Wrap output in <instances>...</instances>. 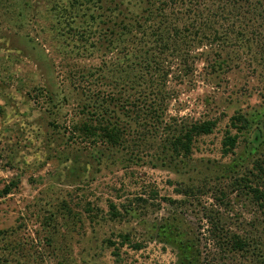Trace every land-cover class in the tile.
Here are the masks:
<instances>
[{
  "label": "rangeland",
  "instance_id": "obj_1",
  "mask_svg": "<svg viewBox=\"0 0 264 264\" xmlns=\"http://www.w3.org/2000/svg\"><path fill=\"white\" fill-rule=\"evenodd\" d=\"M255 3L244 4L249 14L223 13L205 23L204 16L198 18V27L214 25L217 31L210 35L208 29L209 41L192 52L190 67L171 50L153 51L180 76L169 74L175 95L168 114L217 122L213 134L196 139L187 163L176 158L166 165L160 142L143 149L135 163L126 152L95 147L77 135L73 126L81 120L82 97L64 74L84 62L97 66L101 57H78L80 44L68 27L44 17L28 19L22 32L35 43L19 36L15 22L0 20V192L12 186L11 194L0 195V264H177V247L160 233L166 224L204 243L209 214L218 213L233 231L264 227L244 184L264 191V2L256 12ZM178 17L196 25L194 15ZM51 80L62 92L52 90L58 94L54 107L45 91L40 95ZM238 114L256 122L226 156L223 141L228 131L237 133L231 121ZM232 170L236 175L230 177ZM111 206L123 217L114 219ZM121 235L130 243L122 244ZM109 240L116 245L110 247ZM137 244L141 250L133 248Z\"/></svg>",
  "mask_w": 264,
  "mask_h": 264
},
{
  "label": "trees",
  "instance_id": "obj_2",
  "mask_svg": "<svg viewBox=\"0 0 264 264\" xmlns=\"http://www.w3.org/2000/svg\"><path fill=\"white\" fill-rule=\"evenodd\" d=\"M248 1L0 0V20L15 22L14 27L21 31L19 36L24 34L35 43V38L22 32L28 19L44 17L50 22L54 21V25L63 30L65 26L68 27L66 31H70L69 35L74 37L71 39L80 44V48H77L79 51H76L78 57H101L97 66L92 63L87 66L84 62L70 67L64 74L68 86L82 97L79 104L81 120L73 126L77 135L95 147L104 144L116 152H126L128 160L135 163L142 161L143 149L160 142L164 150L161 153L158 151L160 161L166 165L176 158H181V163H187L196 139L213 134L217 122L213 119L190 121L168 114L170 101L175 95L168 81L173 76L177 79L180 76L178 71L172 72L170 67H165V60L161 57L162 61L158 59L153 51L162 48L164 55V52L171 50L174 59L182 58L186 67L192 66V52L209 41L208 29L212 31L210 35L217 31L214 25L205 24L202 29L200 25L198 27V18L204 16L202 22L205 23L206 17L209 19L223 13L228 16L238 11L249 14L251 11L243 13L244 4ZM252 1L256 2L252 8L254 12L258 10L257 5L264 2ZM43 6L45 11L42 10ZM183 12L188 13L189 17L194 15L195 26L188 19L181 22L178 15ZM145 35L146 40L143 38ZM172 73L174 75L169 77ZM54 81L46 82L44 90L40 89V95L45 91L47 104L52 107L58 105V94L52 90L62 93ZM254 118L243 114L232 117L231 125L237 133H226L223 141L224 155L234 153L239 135L251 132L256 122ZM257 138H260L259 134ZM259 170L263 175L261 166ZM233 175H236L234 170L230 177ZM237 183L241 185L244 182L238 180ZM244 184L251 190L264 220V191ZM11 192L12 186L9 185L4 187L0 195L6 196ZM188 193L183 192L184 195ZM219 194L222 199L227 197L224 190ZM153 196L158 197L156 192ZM220 197L218 200H221ZM168 201L174 203L173 200ZM111 208L114 219L123 217L115 206ZM126 210L127 213L135 211ZM207 219L210 229L206 243L196 236L186 237L185 232L177 230L176 233L172 224L160 228L166 241L178 249L177 264H264V227H259V223L253 224L250 229L233 231L226 227L218 213L209 214ZM119 237L123 240L122 244L131 241L128 235ZM108 243L110 247L116 245L110 240ZM133 248L141 250L142 245H133ZM1 264L12 263L4 260Z\"/></svg>",
  "mask_w": 264,
  "mask_h": 264
},
{
  "label": "built area",
  "instance_id": "obj_3",
  "mask_svg": "<svg viewBox=\"0 0 264 264\" xmlns=\"http://www.w3.org/2000/svg\"><path fill=\"white\" fill-rule=\"evenodd\" d=\"M0 200H1V198H0Z\"/></svg>",
  "mask_w": 264,
  "mask_h": 264
}]
</instances>
